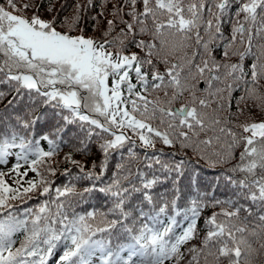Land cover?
<instances>
[{
    "label": "snow or ice",
    "instance_id": "6c2138e0",
    "mask_svg": "<svg viewBox=\"0 0 264 264\" xmlns=\"http://www.w3.org/2000/svg\"><path fill=\"white\" fill-rule=\"evenodd\" d=\"M56 2L0 3V86L8 90L0 100L14 93L8 106L25 94L29 101L0 127V164L16 161V187L0 172V264H48L57 248L56 264H252L249 236L264 233V119L248 114L264 110V0ZM194 81L207 85L203 95ZM37 108L51 109L55 121L39 139L35 126L48 117ZM69 125L84 134L75 151L86 153L95 140L103 158L99 174L85 173L91 186L55 187L53 198L45 172L55 175L50 160ZM157 143L222 167L217 181L223 177L234 198L203 191L191 161L162 159ZM116 152L121 161L105 181ZM29 171L37 179L24 180ZM95 192L106 211H75L74 198ZM32 193L49 199L25 209L24 219L9 211ZM208 208L219 211L204 218L201 238Z\"/></svg>",
    "mask_w": 264,
    "mask_h": 264
},
{
    "label": "trees",
    "instance_id": "16d2710c",
    "mask_svg": "<svg viewBox=\"0 0 264 264\" xmlns=\"http://www.w3.org/2000/svg\"><path fill=\"white\" fill-rule=\"evenodd\" d=\"M4 0H0V3H3ZM39 2V0H37ZM63 0H57L56 7L59 8L60 3H62ZM47 6V3H45L44 7ZM109 8H111V4L108 5ZM43 11V9H42ZM71 11V9H69ZM67 13H63L62 15H65ZM94 14V13H93ZM27 15H31V11L27 13ZM47 18V16H46ZM103 26V25H102ZM230 31V25H225V34L227 35ZM87 34L92 35V22L89 21L88 28H87ZM216 58L219 60L220 57V50H217L215 53ZM236 58H233V61ZM250 63V61H248ZM161 70H163V65L160 66ZM196 83V87L198 91L196 92L197 96L203 95V89L207 87V85L204 83L203 87L199 86V82H193ZM0 90L7 92L6 86H0ZM262 92H264V89H261ZM14 93H10L5 96L3 100H0V127H3L5 124H9L8 117L11 115L13 117L11 123H14V117L15 113L21 109L26 110V105L29 104L28 96L27 94L24 95L23 100L20 98H16V102L13 103L11 106H8V101L13 99ZM162 96L163 94L160 93ZM236 96L240 95V92L235 93ZM190 98L189 92H185L184 96L181 97V102L187 100ZM249 104L252 105L253 102L249 101ZM234 105V102H233ZM179 106V105H177ZM235 105L233 106V111H235ZM41 112L47 113V119L40 120L36 126H35V134L36 138L39 139V135L42 133H48L50 131H54L53 124L55 123L54 119L52 118V110L51 109H44V108H37L36 114L39 115ZM249 119H255L260 120L264 119V110H262L259 107L253 106L252 111L250 114H248ZM134 138V137H133ZM84 139V134L80 130L78 125H69L67 127V130L62 134V139L58 141L61 146L59 150L56 152V154L51 158L50 163L53 169H55V175H50L48 172H45V177L52 181V197H55V187H62L65 184L72 185L74 184L77 188V190H81L84 187H88L92 185V181L85 178V173L88 171H94L96 174H99V162L103 158L101 152L99 151L98 144L94 140L90 146L89 150L86 153H80L78 151L74 150V146H79V141ZM41 148L44 150H48L49 145L47 141H42ZM157 153L160 152L164 153V156H162V159H170L174 158L176 160H179L181 158L185 160L191 161V167L198 173L199 175V181L201 185V189L203 191L207 192H213L216 198L225 200L230 197H232V188L230 185L226 183L223 177L220 178L219 181H217V177L219 174L223 171L222 167H210L205 161L198 160L196 156H194L190 151L185 156L184 150L180 149L177 145L175 148H169L167 146H164L163 144L157 143L156 145ZM242 146L240 148L236 149V157L238 159L240 151H242ZM135 151L140 155H144V149L139 146V142H137V147L135 148ZM149 152L152 150L149 149ZM175 153V156L172 157L171 154ZM71 155V159L78 161L80 166H83L84 171H81V167L74 165L71 163L69 159H67V156ZM123 155L125 158H127V152L126 150L123 151ZM121 161V153L116 152L113 153L112 156L108 160V171L105 176V181L108 180V178L111 177L112 172L115 170V165ZM96 163L97 167L93 168V163ZM235 163V161H233ZM35 179L37 177L35 176ZM234 198V197H232ZM49 199L48 196H39L36 193L31 194V198L26 200H15L11 201L10 203L13 204V208L9 209V211H13V213L20 219L25 218V209L32 208L36 209L44 200ZM108 205L105 197L103 194L95 192L92 194H88L84 200H79L78 198L73 199L72 207L75 209V211L83 213L85 211H90L93 209H99V210H107ZM53 207V211H54ZM213 211H219V208H208L206 209L202 215L200 220L198 221V228L200 230V237L202 238L204 235V232L206 231V226L204 224V218L207 216H210ZM71 210H69L70 214ZM241 215H245L244 213H241ZM257 221L255 219L250 220L249 227L255 226ZM257 236H249V241L252 245V248L256 249V253L252 257V264H264V250L261 249V244H264V233H260V229L257 228ZM23 233L18 232L14 235L13 239L17 241L16 247H19V241L22 240ZM198 241H194V243H197ZM62 252V248H57L54 251V254L48 258V264H56V261L59 257V255ZM201 264H203V261H201ZM241 264H244V261H241Z\"/></svg>",
    "mask_w": 264,
    "mask_h": 264
},
{
    "label": "rangeland",
    "instance_id": "374dc122",
    "mask_svg": "<svg viewBox=\"0 0 264 264\" xmlns=\"http://www.w3.org/2000/svg\"><path fill=\"white\" fill-rule=\"evenodd\" d=\"M17 150L14 149L13 152H16ZM15 158L13 157H9L7 158V162L0 164V169L3 170L4 172V176H5V181L9 186H15L14 180L16 179V173L12 172V166L13 164H15ZM21 164H23V161L20 162ZM24 168H21L20 171H24ZM33 179V173L31 171L28 172V175L26 177H24V180H30ZM27 186V185H25Z\"/></svg>",
    "mask_w": 264,
    "mask_h": 264
}]
</instances>
